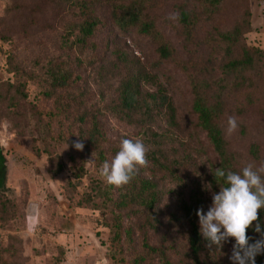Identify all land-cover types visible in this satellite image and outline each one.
<instances>
[{"label": "trees", "instance_id": "trees-1", "mask_svg": "<svg viewBox=\"0 0 264 264\" xmlns=\"http://www.w3.org/2000/svg\"><path fill=\"white\" fill-rule=\"evenodd\" d=\"M70 3L76 13L71 22L74 29H69L63 40L69 43L75 34V45L79 58L48 57L40 61L41 72L28 71L12 52L7 55L6 64L10 77L0 79V98L3 97L15 106L16 112L23 101L28 100L26 91L30 80L36 81L43 89L44 95L53 100L54 109L50 118L66 128L67 133L59 135V140L66 141L70 147L69 157L75 167L74 175L81 181L86 173L85 161L90 157L98 165L110 162L104 144L107 133L103 123V115L111 112L125 120L143 123L147 130L150 120L165 114L170 120L175 118L176 107L170 95L164 91H149L144 85L156 75L147 70L137 56H130L121 47H110L106 41L102 59L98 53L97 38L108 26L97 12V4L106 5L110 9L112 25L119 34H135L140 38L152 41L157 58L153 68H159L166 61H177L187 73L193 93L192 111L196 116L197 126L204 132L220 157L217 168L225 172H239L235 153L229 150V142L224 135L221 120L230 103H234L239 111L259 106L264 112V92L261 88L262 69L264 65V49L248 44L246 34L254 30L252 24L251 0L245 10L243 19L232 28L225 29L217 23L212 24L202 43L208 48L207 56H200L196 29L200 24L210 23L222 12L225 0H184L176 7L174 26L182 37V46L188 60L179 57V50L168 38L159 24L164 18L161 10L166 0H65ZM18 4L12 3L4 8V17L19 10ZM168 18H165V20ZM12 29L2 33L1 39L8 41ZM113 30L111 31V33ZM81 55V56H80ZM84 58V59H83ZM77 59V62H76ZM83 59V60H82ZM91 66V75L99 77L107 85L110 84L111 95L103 104L96 107L91 102V89L80 84L79 68ZM104 96V92H103ZM32 115L42 125L44 131L45 152L48 155L50 176L64 171V163L54 154L51 138H54L52 123L46 120L43 113L31 107ZM3 117L19 127L20 124L13 112ZM66 134V135H65ZM159 135L153 140L149 153L152 162L165 175H179L184 160H180V150L172 146L170 151L165 147ZM81 141L83 150H77L74 142ZM172 153V154H171ZM252 153L257 155L258 147L253 146ZM177 155L178 160L172 155ZM175 160V161H174ZM214 172L216 171V169ZM7 158L0 145V220L6 222L9 211L14 209V202L6 193L7 190ZM78 182V183H79ZM72 183V182H71ZM212 185L220 191V186H227L225 180L213 174ZM168 190L152 177H145L137 170L131 181L121 187L106 183L97 188L95 194L84 193L77 205L107 211L103 225L111 229L112 246L117 257L114 264H233L229 248L224 243L222 248L207 247V241L200 234L197 210L202 206L195 202H184L182 215L176 212L166 213L160 209ZM184 222L188 225L186 246L177 239L154 241L166 225L178 227ZM261 228L264 229V209L259 210ZM255 224V222H254ZM247 234L254 242L260 233L249 228ZM9 243L0 246V264H25L21 259V239L9 234ZM233 245L235 243L232 239ZM256 264H264V254L257 255Z\"/></svg>", "mask_w": 264, "mask_h": 264}, {"label": "rangeland", "instance_id": "rangeland-1", "mask_svg": "<svg viewBox=\"0 0 264 264\" xmlns=\"http://www.w3.org/2000/svg\"><path fill=\"white\" fill-rule=\"evenodd\" d=\"M183 1L166 0L161 10L165 17L159 19V24L179 50V57L188 60L182 46V37L173 23L176 7ZM12 3L18 4L19 10L0 20V79L14 78L6 69V58L10 52L18 56L28 71L38 72H41L40 61H46L48 57L79 58L78 50L73 47L76 33L68 44L63 40L69 29H74L71 25L77 14L74 5L70 6L65 0H3L0 4V17L4 15V8ZM247 6L248 0H225L222 12L212 22L197 27V39L201 42L198 48L200 56L208 55V48L202 41L212 24L217 23L225 29L232 28L243 19ZM97 12L108 24L96 39L99 45L97 51L100 53L98 59H102L107 40L111 42V48L121 47L131 57H139L147 70L156 75L152 80H147L144 87L149 91H166L176 107L173 120L165 114L150 120L153 131L147 130L143 123L125 120L111 112L104 113L102 120L107 133L104 147L109 160L120 150L122 139L142 140L149 149L154 138L159 135L167 150L170 151L172 146L177 147L180 160H184L179 175H165L152 162L148 151L147 166L138 167L141 175L157 179L168 190L160 209L181 216L184 202H195L201 204L200 207L207 212L212 203V194L219 192L212 185V177L220 157L210 144L206 132L196 124L191 106L193 93L187 73L177 61L171 60L159 68H153L157 58L154 43L133 33L129 36L119 34L112 25L109 7L102 2L97 4ZM9 28L12 29L9 35L11 38L3 41L1 35ZM245 41L264 49V34L253 30L246 34ZM91 70L87 63L79 68L80 84L91 89V102L98 107L112 94V82L107 85L99 77L92 76ZM262 75L261 88L264 92V65ZM26 91L28 100L20 104L16 113L17 108L11 102L0 98V112L6 115L13 112L20 124L17 127L7 117H3L0 122V145L8 166L6 193L14 202V209L9 211L6 222L0 220V246L8 244V235L14 234L21 239L18 244L25 264H114L117 255L112 246L111 229L102 224L108 212L77 205L82 194H95L97 188L105 187L106 179L100 175L102 165L90 157L86 158V173L80 182L77 181L75 167L69 157L70 147L66 141L58 139L64 132L70 137L72 135L50 118V112L54 109L53 100L44 95L36 81H28ZM31 107L40 110L45 119L52 123V149L58 160L64 163V171L60 174L50 176L48 172L50 164L44 150L43 127L32 115ZM230 116L237 121V128L231 133L227 131ZM221 126L229 142V150L235 153L239 170L249 163L257 167L264 166V112L259 106L239 111L234 103H230ZM254 145L258 147L257 155L252 153ZM173 159L179 161L175 154L172 155ZM187 233L188 225L183 220L171 232L166 225L154 235V241L166 242L175 237L179 244L186 246ZM225 244L231 256L232 239Z\"/></svg>", "mask_w": 264, "mask_h": 264}, {"label": "clouds", "instance_id": "clouds-1", "mask_svg": "<svg viewBox=\"0 0 264 264\" xmlns=\"http://www.w3.org/2000/svg\"><path fill=\"white\" fill-rule=\"evenodd\" d=\"M227 124L229 133L236 130L235 117L230 116ZM74 147L82 151L84 144L76 141ZM148 151L142 140L122 139L120 150L110 162L102 164L100 175L108 184L124 186L131 181L138 167L147 166ZM214 174L216 178L224 179L227 186H220V191L212 194L207 212L203 208L197 210L200 234L209 248H222L225 242L234 238L230 256L233 264H256L257 255L264 254V229L259 220V210L264 209V166L249 163L239 172L217 168ZM253 227L260 233V238L250 242L253 238L247 231Z\"/></svg>", "mask_w": 264, "mask_h": 264}, {"label": "crops", "instance_id": "crops-1", "mask_svg": "<svg viewBox=\"0 0 264 264\" xmlns=\"http://www.w3.org/2000/svg\"><path fill=\"white\" fill-rule=\"evenodd\" d=\"M3 0H0V4ZM254 31L264 34V0H251Z\"/></svg>", "mask_w": 264, "mask_h": 264}]
</instances>
